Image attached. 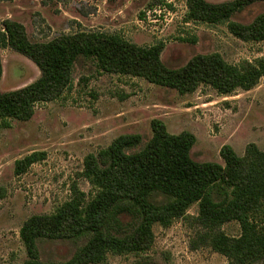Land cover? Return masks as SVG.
Returning <instances> with one entry per match:
<instances>
[{"label": "rangeland", "instance_id": "rangeland-1", "mask_svg": "<svg viewBox=\"0 0 264 264\" xmlns=\"http://www.w3.org/2000/svg\"><path fill=\"white\" fill-rule=\"evenodd\" d=\"M221 4L233 0H205ZM186 0H0V24L21 23L31 42L44 43L80 31L117 34L139 46L163 43L162 61L181 68L199 54L219 53L227 62H254L264 57V41L244 42L226 24L187 22ZM264 12V2L235 14L232 21L251 23ZM3 76L0 93L21 89L41 76L38 67L10 47L0 48ZM161 120L171 134L196 137L191 156L197 162L224 164L221 149L229 145L243 156L248 145L264 151V78L250 91L220 95L209 86L195 93L156 86L142 78L105 74L93 62L79 59L73 83L60 99L39 104L29 121L12 120L0 129V264L27 259L20 230L33 215L51 214L71 195V186L90 196L92 186L81 177L84 160L108 148L121 135L138 134L142 146L152 137L151 122ZM45 152V160L25 174H15L18 160ZM159 202L162 197H157ZM198 214V206L189 210ZM223 230L240 235L237 223ZM152 249L141 256L110 255L105 264H227L211 248L193 250L196 227L185 220L169 228L154 227ZM82 241L42 240L43 261L63 262ZM264 264V263H261Z\"/></svg>", "mask_w": 264, "mask_h": 264}, {"label": "trees", "instance_id": "trees-1", "mask_svg": "<svg viewBox=\"0 0 264 264\" xmlns=\"http://www.w3.org/2000/svg\"><path fill=\"white\" fill-rule=\"evenodd\" d=\"M258 2L264 0H186V21L226 24L237 39L260 43L264 12L249 24L232 21ZM7 47L32 61L41 76L26 87L0 93V129L10 128L12 120L29 121L39 104L60 99L73 83L79 59L93 62L102 73L142 78L180 95L209 86L231 96L252 90L264 78V57L231 64L219 53L199 54L174 69L162 61L163 43L139 46L120 35L95 31L34 43L21 23L9 19L0 24V48ZM2 76L0 56V81ZM151 128L152 137L139 150L132 151L143 144L142 136L126 134L85 158L81 177L92 186L90 196L74 182L69 199L53 213L25 221L20 230L27 254L23 264H105L110 255L141 256L154 245L156 225L169 228L178 220L196 227L193 250L211 248L226 257L227 264L264 263V151L250 144L239 156L226 145L221 149L224 164L197 162L191 156L196 144L192 133L171 134L158 119ZM45 158V152H34L18 160L15 174H25ZM194 205L198 214L191 216ZM232 222L240 228L236 237L223 230ZM42 240L83 243L70 259L45 262L39 250Z\"/></svg>", "mask_w": 264, "mask_h": 264}]
</instances>
